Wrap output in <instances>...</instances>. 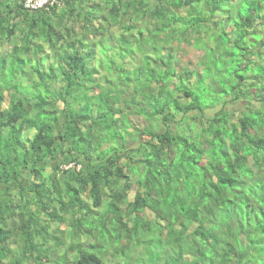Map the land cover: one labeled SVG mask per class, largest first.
Returning <instances> with one entry per match:
<instances>
[{"label":"trees","instance_id":"obj_1","mask_svg":"<svg viewBox=\"0 0 264 264\" xmlns=\"http://www.w3.org/2000/svg\"><path fill=\"white\" fill-rule=\"evenodd\" d=\"M0 47V264H264V0H0Z\"/></svg>","mask_w":264,"mask_h":264},{"label":"built area","instance_id":"obj_2","mask_svg":"<svg viewBox=\"0 0 264 264\" xmlns=\"http://www.w3.org/2000/svg\"><path fill=\"white\" fill-rule=\"evenodd\" d=\"M25 9L30 11L50 10V8L62 2V0H21Z\"/></svg>","mask_w":264,"mask_h":264},{"label":"rangeland","instance_id":"obj_3","mask_svg":"<svg viewBox=\"0 0 264 264\" xmlns=\"http://www.w3.org/2000/svg\"><path fill=\"white\" fill-rule=\"evenodd\" d=\"M17 2V1H16ZM16 5V3H14V6ZM146 21V20H145ZM103 26H104V28H106V26H107V22L106 21H103ZM141 26H143L141 29L143 30L144 28H145V25H144V23L142 22L141 23ZM77 27V33H80V27H79V25H77L76 26ZM6 49L7 48H2V47H0V53L1 52H5L6 51ZM21 54V53H20ZM19 56H22V55H19ZM139 59H140V57L138 58V57H134V58H126V62H132V61H137V62H139ZM196 60L197 59H193V61H190V62H188L189 64H192V65H195L196 64ZM98 78H102L103 80H106L107 78H108V76L107 75H104V74H99L98 75ZM34 86H31V88H33ZM57 110L59 111V112H61L62 111V108H57ZM66 167H68V168H66ZM72 167V165H67V166H63V169L64 170H66V169H69V168H71ZM63 229H66V230H70V229H68V228H63Z\"/></svg>","mask_w":264,"mask_h":264},{"label":"clouds","instance_id":"obj_4","mask_svg":"<svg viewBox=\"0 0 264 264\" xmlns=\"http://www.w3.org/2000/svg\"><path fill=\"white\" fill-rule=\"evenodd\" d=\"M19 3L24 7V5L22 4L21 0H19ZM24 9H25V7H24ZM43 10H46V9H43ZM43 10H38V11H43ZM47 11H49V10H47ZM70 165H72L71 168H73V164H70ZM66 168H68V167H66ZM69 169H70V168H69Z\"/></svg>","mask_w":264,"mask_h":264},{"label":"crops","instance_id":"obj_5","mask_svg":"<svg viewBox=\"0 0 264 264\" xmlns=\"http://www.w3.org/2000/svg\"><path fill=\"white\" fill-rule=\"evenodd\" d=\"M3 1H6V0H3ZM17 0H12V2H16Z\"/></svg>","mask_w":264,"mask_h":264}]
</instances>
